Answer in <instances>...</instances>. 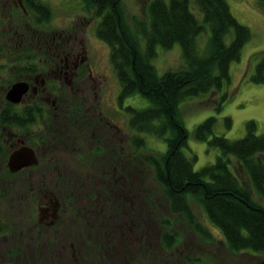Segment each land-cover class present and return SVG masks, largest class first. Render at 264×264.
Returning <instances> with one entry per match:
<instances>
[{
    "label": "trees",
    "instance_id": "trees-1",
    "mask_svg": "<svg viewBox=\"0 0 264 264\" xmlns=\"http://www.w3.org/2000/svg\"><path fill=\"white\" fill-rule=\"evenodd\" d=\"M83 2L101 17L96 32L111 49L110 58L120 86L118 100L136 92L149 100L144 107L125 106L128 122L137 130L129 135L130 144L136 148L146 144L142 133L161 137L166 142L164 153H148L143 159L153 166L165 188L167 210L174 218L183 215L199 236L214 239L209 228L195 219L189 204L192 195L199 199L210 222L220 229L229 250L264 252V203L254 198L264 201V133H257L256 121L248 119L244 136L229 138L215 132L217 116H206L193 128V136L220 152L213 162L195 169L197 155L183 151L189 131L179 115V106L186 98L219 91L229 81L231 62L240 58L250 38L249 27L236 18L227 0H147V19L134 17L131 24L126 21L119 0ZM257 2L264 7V0ZM22 6L30 12L34 10L37 21L48 15V6L40 0H23ZM205 23L210 26V35L201 52L198 37ZM230 30L233 36L226 42L224 36ZM174 43L181 46L184 67L158 74L152 63L157 45L170 48ZM251 58L254 71L249 79L263 82L264 49L254 52ZM14 59L23 60L19 53ZM228 98L229 93L224 91L217 98L215 108L220 110ZM223 121L225 127L232 126L229 115H224ZM120 155V161H124L126 154ZM116 178L123 181L118 174ZM173 224L172 217L167 216L158 232L162 251L170 254L179 240V231ZM149 252L139 254L134 260L139 262L135 264H148L145 257ZM171 256L166 260L168 264L197 263L193 256L179 259ZM259 264H264V259Z\"/></svg>",
    "mask_w": 264,
    "mask_h": 264
},
{
    "label": "rangeland",
    "instance_id": "rangeland-1",
    "mask_svg": "<svg viewBox=\"0 0 264 264\" xmlns=\"http://www.w3.org/2000/svg\"><path fill=\"white\" fill-rule=\"evenodd\" d=\"M40 1L46 4L49 9L47 10L48 15L41 21H37V13L34 10H31L32 12L28 9L23 11V0H0V45L2 47V49L0 48V96L16 80L21 78L31 80L32 77L29 74L33 75L34 71L25 74L26 69L32 68L37 62L39 67H45L33 51L30 37L26 42L22 39L18 41L16 33L19 32L32 36L35 34L45 35L46 32L48 35L57 34L61 30L76 33L77 37L86 43L88 60L94 76L101 78V75L104 74V80L100 83L93 82L92 78H88L87 93L93 94L96 90L99 95L97 104L104 109L105 113H111V115L109 114L111 119L116 121L118 129H120L118 133L122 138L116 143L118 145L119 142L126 158L124 161H120L121 157L119 161L116 160V166L120 172L117 174L123 177V183L120 180L116 181V226L108 227L91 224V222L88 225L92 230L87 239L89 244L94 247L96 254L101 256L104 252L102 243L104 248L106 245L108 246L104 249L108 255L103 253V259H99L96 263L135 264V262H139V260L134 261L139 254L143 255L148 250V252L151 251L149 257H145L149 260L148 264L150 262L168 264L167 262L172 257L171 254L178 259L184 258V256H193L196 258V264H259L264 259V252H233L226 247L220 229L207 218L198 198L189 196L190 207L195 219L209 228L214 239L199 236L194 225L190 224L183 215L174 218L167 210L165 188L155 175L153 166L143 159V155L148 153H164L166 142L161 137L142 133L145 136L146 144L139 148L130 144L129 135L136 134L137 130L130 126L129 113L125 106L144 107L149 104V100L139 92L127 95L122 101L118 100L120 86L114 65L111 62L110 46L94 32L96 21L99 20L100 15L95 14L92 6L87 9L83 0ZM146 1L119 0L128 23L131 24L134 17L146 18ZM227 2L232 13L240 22L249 27L251 34L242 48L240 58L231 62L230 79L224 83L222 89L186 98L179 106V115L189 131L187 146H183V151L187 155L192 153L197 155V160L194 162L195 169L213 162L220 152L217 147H210L205 141L197 140L193 136V128L206 116H217L219 121L216 123L215 132L223 133L229 138L244 136L245 122L248 119L256 121L257 133H264V81L253 82L249 79L250 73L254 71L251 55L264 49V7L257 0H227ZM9 5L11 7L7 8ZM6 32H9L7 34L10 36L12 34L17 36L9 41L6 38ZM209 35L210 26L205 23V29L198 37V48L201 52ZM232 36L233 32L230 30L224 36L225 41L229 42ZM32 42L34 43V41ZM6 43L9 44L6 45ZM156 50L157 53L152 57V63L158 74L184 67L179 43H174L170 48H164L158 44ZM18 53L22 56V62L14 59ZM21 63V67H17ZM224 91L229 93V98L223 103L221 109L217 110L215 108L217 98ZM92 98L93 96L89 99ZM0 102H3L1 98ZM113 111L116 114H113ZM224 115H229L232 119V126L229 128L224 125ZM8 146L9 144L6 143L5 148L7 149ZM125 168L129 172H126ZM10 178L12 179V177ZM254 198L264 203L257 196ZM0 208V211H3L5 205L0 204ZM26 210L33 219H37L38 210L35 203H29ZM167 216L172 217L173 227L179 231V240L173 246L171 254L162 251L158 241V232L162 229L163 220ZM82 227L83 223L80 221L63 220L58 225L56 252L45 256L40 254L38 258L29 255L30 263L37 264L36 262L40 261V264H92L94 258L83 251V233H80ZM106 228L107 230H105ZM108 249L113 250L112 253L109 254ZM10 256L7 257L10 264L22 263L17 260L18 258ZM4 260L0 257V264ZM23 262L24 264L29 263L27 258Z\"/></svg>",
    "mask_w": 264,
    "mask_h": 264
},
{
    "label": "flooded vegetation",
    "instance_id": "flooded-vegetation-1",
    "mask_svg": "<svg viewBox=\"0 0 264 264\" xmlns=\"http://www.w3.org/2000/svg\"><path fill=\"white\" fill-rule=\"evenodd\" d=\"M70 32L34 36L6 32L9 41L17 36L26 42L30 37L45 67L37 62L26 69L25 74L34 71L31 80H16L27 83L18 101L6 97L11 85L0 96V204L5 205L0 211V257L5 259L1 264H10V255L21 264L25 258L31 264L29 255L55 253L58 225L70 219L83 223V251L94 258L92 264L103 259V253L108 255L103 243L101 256L89 244L88 225L116 226V174H120L116 160L124 152L116 142L122 138L111 113L97 104L96 90L87 93L88 78L100 83L104 74L94 76L86 43ZM25 146L32 149L35 161L12 170L10 154ZM29 203L37 205V219L27 212Z\"/></svg>",
    "mask_w": 264,
    "mask_h": 264
},
{
    "label": "water",
    "instance_id": "water-1",
    "mask_svg": "<svg viewBox=\"0 0 264 264\" xmlns=\"http://www.w3.org/2000/svg\"><path fill=\"white\" fill-rule=\"evenodd\" d=\"M27 83L16 81L6 91V97L12 101H18L26 90ZM35 161L33 151L30 147H21L10 154L8 165L12 170L28 165Z\"/></svg>",
    "mask_w": 264,
    "mask_h": 264
}]
</instances>
